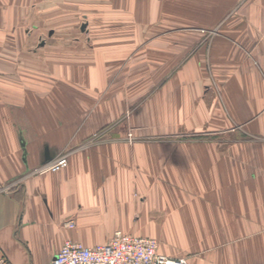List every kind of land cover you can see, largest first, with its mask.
Wrapping results in <instances>:
<instances>
[{
    "label": "crops",
    "instance_id": "crops-1",
    "mask_svg": "<svg viewBox=\"0 0 264 264\" xmlns=\"http://www.w3.org/2000/svg\"><path fill=\"white\" fill-rule=\"evenodd\" d=\"M45 4L0 0L9 264L117 230L189 264H264V0H127L92 25L83 65L62 31L47 40Z\"/></svg>",
    "mask_w": 264,
    "mask_h": 264
},
{
    "label": "built area",
    "instance_id": "built-area-1",
    "mask_svg": "<svg viewBox=\"0 0 264 264\" xmlns=\"http://www.w3.org/2000/svg\"><path fill=\"white\" fill-rule=\"evenodd\" d=\"M67 165L66 156L55 159L49 169L57 170ZM65 227H74L66 221ZM0 264H9L0 249ZM47 264H188L184 257H169L159 252L155 239L138 237L115 231L109 241L94 246L66 240L55 257Z\"/></svg>",
    "mask_w": 264,
    "mask_h": 264
},
{
    "label": "rangeland",
    "instance_id": "rangeland-1",
    "mask_svg": "<svg viewBox=\"0 0 264 264\" xmlns=\"http://www.w3.org/2000/svg\"><path fill=\"white\" fill-rule=\"evenodd\" d=\"M127 10L129 11L127 0H46L44 7L45 22L42 23L44 25L42 28L45 30L47 40L49 35L48 32L50 30H60L63 33L61 39L63 44L77 42L79 46L78 56L80 57L79 65H83V63H85V56L87 55L85 48L89 45V30L92 25L95 27L101 25L100 15L103 13L125 14ZM130 115L131 111H125L123 118L126 122H128ZM125 138L129 144H132L135 141V137L133 136L131 129L126 133ZM61 156L66 155L62 154L57 158ZM124 233L134 235L131 234V232ZM167 247L173 251L180 248V246L176 245H170ZM226 248L229 249V245L226 246ZM184 258L188 261L187 257Z\"/></svg>",
    "mask_w": 264,
    "mask_h": 264
}]
</instances>
